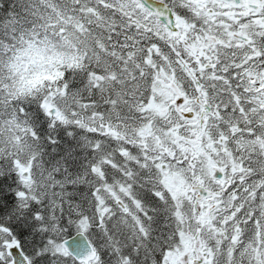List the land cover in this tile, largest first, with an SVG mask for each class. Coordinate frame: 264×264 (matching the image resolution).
Wrapping results in <instances>:
<instances>
[{"label": "snow or ice", "instance_id": "obj_1", "mask_svg": "<svg viewBox=\"0 0 264 264\" xmlns=\"http://www.w3.org/2000/svg\"><path fill=\"white\" fill-rule=\"evenodd\" d=\"M0 264H264V0H0Z\"/></svg>", "mask_w": 264, "mask_h": 264}]
</instances>
